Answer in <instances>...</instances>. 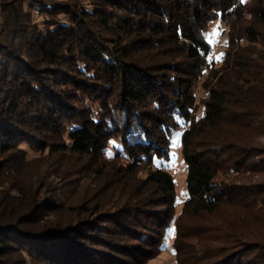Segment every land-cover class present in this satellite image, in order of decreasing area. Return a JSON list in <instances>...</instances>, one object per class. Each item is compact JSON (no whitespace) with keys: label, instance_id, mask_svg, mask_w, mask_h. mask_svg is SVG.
Returning a JSON list of instances; mask_svg holds the SVG:
<instances>
[{"label":"trees","instance_id":"obj_1","mask_svg":"<svg viewBox=\"0 0 264 264\" xmlns=\"http://www.w3.org/2000/svg\"><path fill=\"white\" fill-rule=\"evenodd\" d=\"M171 226L176 264H264V0H0V264H148Z\"/></svg>","mask_w":264,"mask_h":264},{"label":"rangeland","instance_id":"obj_2","mask_svg":"<svg viewBox=\"0 0 264 264\" xmlns=\"http://www.w3.org/2000/svg\"><path fill=\"white\" fill-rule=\"evenodd\" d=\"M231 17L232 19L235 18L233 16ZM33 19L34 20L40 19L38 18L35 12L33 14ZM224 29H225L224 24L222 22L216 21L207 29V33H206L208 42L211 44V53L209 57L207 56L206 58L208 59V61L213 60L216 64H218L219 61L221 60V56H222L224 46H225V43H224L225 34H223ZM203 78L204 76L201 77L199 82L195 84V88H193L192 90L193 95L195 96L194 105H197L200 99H202L203 96H205V92L200 88V84H199L200 82H202ZM195 110H198L197 107H195ZM201 112H202V109L200 107L199 111L195 114V116L200 114ZM179 152H180V147H179L178 139L173 138L171 141L170 159L168 160L167 164H164V165H165V168L168 170L169 174L171 175L173 182H174V186H175L174 191L176 194L175 196L176 201H175L174 206H175L176 214H179L182 202L186 196V191H184L185 190L186 169L180 157ZM32 167L39 168V171L42 172L45 165L44 163L42 164L40 162V163L33 165ZM216 179L222 180L224 179V177L219 175L218 178ZM50 180L54 184L57 183L55 179L54 180L50 179ZM185 223L186 222L182 221V224L180 225L182 229L186 228ZM171 229H174L173 226H171ZM170 230L167 232V234L164 237L162 249L159 255L152 260L150 259L148 264H176L174 253H173V248H172L174 233H171Z\"/></svg>","mask_w":264,"mask_h":264},{"label":"snow or ice","instance_id":"obj_3","mask_svg":"<svg viewBox=\"0 0 264 264\" xmlns=\"http://www.w3.org/2000/svg\"><path fill=\"white\" fill-rule=\"evenodd\" d=\"M174 231H175V229H171V230H170L171 233H174Z\"/></svg>","mask_w":264,"mask_h":264}]
</instances>
